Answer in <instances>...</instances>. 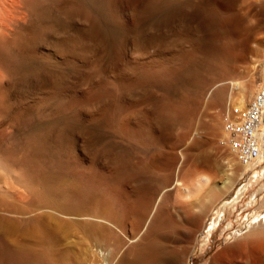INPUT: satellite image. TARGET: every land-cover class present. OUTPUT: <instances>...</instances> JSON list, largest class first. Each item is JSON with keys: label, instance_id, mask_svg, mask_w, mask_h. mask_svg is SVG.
<instances>
[{"label": "bare ground", "instance_id": "6f19581e", "mask_svg": "<svg viewBox=\"0 0 264 264\" xmlns=\"http://www.w3.org/2000/svg\"><path fill=\"white\" fill-rule=\"evenodd\" d=\"M34 1L37 2L42 0ZM179 1L180 0H142L145 7L150 10L145 19L155 15H149L152 13H156L159 18H165L163 20H153V23L147 27H144L145 24L142 22L144 24L142 31L140 32L138 30L145 39L155 38L152 46L153 50L149 51L148 48L146 52L139 50L129 54L127 52L128 47L125 48L123 44L124 49L122 52L120 51L121 56H118L117 59L113 58L114 60L106 66V70L101 69L102 66L99 65L98 60L93 66L90 64L91 57L98 53V49H96L97 52L95 51L94 54L95 47L92 49L93 44L89 46L86 43L81 45L74 43L72 46L69 45L67 47V51H62V48L59 51V55L63 62L68 63V57H70L72 58L70 62L74 60L77 61L74 68L78 70H81L80 68L88 69V72L93 71L94 74L91 76L90 73L91 77L81 82L76 79L75 81L68 82L69 87L65 89L68 96L67 100H60V91L51 89L43 91L36 100L30 103L29 100V102L27 101V97L18 94L17 87L25 89L26 91L28 87L33 85L34 80L37 81V79L32 80L33 75L29 72V64L25 72L18 78V76L14 74L17 72V69L16 72L13 71V65L10 64L1 43L3 42L7 45L8 43L6 42L10 40L11 43L15 44V42L12 41L19 38L18 36H22L23 40L21 39L22 43L17 53L21 51L26 54L25 57H29L33 52L32 38L36 23L35 18L37 17L31 8L30 4L32 2L30 3V0H0V264H61L63 262L65 255L61 252L52 251L48 243V239L51 236V231L45 221V214L48 210L60 212L65 217L79 221L78 225L81 227L89 244H92L94 240L106 243L109 236L108 225L110 223H114L117 229L124 223L129 225V231L124 232L123 235H119V233L115 232L112 243V256L118 255V257L116 261L111 264H182V262L186 260L189 252L187 248L181 246V231L183 229H192L194 232L198 233L203 227L204 216L208 213L204 207L209 200L208 198L211 197L214 192H218L221 194V196L219 195V197H221L220 199H223L233 190L234 183L233 181H229V173H226L225 170L224 172L227 174V177L221 179L224 173L220 175L223 171L220 170L221 165L219 167L217 165L216 158L218 156L216 158L214 157L216 160L214 158L213 160L210 156L197 157L194 150L199 151L200 148H197V146L194 148L192 146L193 153H187V157L181 164L178 165L176 156L167 160L166 164L170 165L171 168L175 166V169L173 170V168H170L171 171L159 174L162 180L167 179L164 184L166 187L160 194L158 193L159 195L157 194V198L153 201L152 207H150L151 199L143 197L144 199L140 200V202L137 200L139 203H135L129 193L130 191H127V189H125L126 187L123 188L121 186L123 184L119 185L118 183H112L110 179H113L115 175H117L116 172L118 168L116 165H113V163H108V159L107 163L105 161L101 163V159H98V154L94 156L93 153L95 150V147L93 148V141L95 135H98L96 134L98 128H106L107 131L110 130V132L116 133L118 137L128 136L133 142L141 144L142 146H147L148 143L157 138L158 132L150 122L149 116L147 114H143L142 116L135 114L134 111H132L134 101L124 100L123 98L132 87L134 89L135 86L138 87L137 84L142 77L148 74L154 76L153 73H156L163 75L164 78L181 62V55H174L171 49L175 41L173 29H176V27L173 28L172 26L174 25L173 23L179 22L178 17L173 11ZM233 1L236 3L235 0ZM225 2H227V0ZM199 3L201 8H208L207 10H210L212 14L221 8V0H199ZM228 3L231 4L232 2ZM223 6L226 5L223 4ZM232 6L234 5L231 4V7ZM250 7L251 11L248 12L249 16H247L250 17V19L255 18L258 12H252L253 6L251 5ZM234 8H236V6ZM234 8L232 9L234 10ZM225 9L230 11L227 7ZM239 9L237 11H239ZM219 11L218 13L220 14L221 11ZM224 11L221 14L226 13ZM187 13L186 11V14ZM244 14L243 12V14L238 17L242 19V15L244 16ZM259 14H262L260 18L264 21V8ZM204 18H206L205 15L202 20ZM213 18L215 19L214 16ZM216 18L219 19L218 16ZM234 18L236 19V17ZM129 20H133V14H129ZM231 20H233V24L231 25L233 26L234 22L237 21L234 19ZM239 20L238 18V21ZM259 20L256 21V23L261 21ZM219 21L221 20L219 19ZM203 22V27H205L206 23L205 21ZM219 23L220 22H218V24ZM263 23L264 22H262V24ZM212 24H214L213 20ZM262 24L259 26L262 27ZM188 25L191 26L189 23ZM207 26L208 25H206V27ZM226 26L228 25L226 24ZM129 27L131 32L126 39L123 38L125 43H130L129 40L133 33L132 23ZM184 28L185 27L182 26L181 30L176 34L178 38L182 37L183 34L181 35L180 31ZM212 29H209L211 33L213 31ZM253 31L255 32L256 30ZM258 35L256 36L258 39L257 43L256 41L254 42V40L253 42L254 44L256 43L257 49L261 51L262 59H258L260 60L258 71H262L264 69V39H262L263 36L261 37V34L260 36ZM196 37L199 39L198 35ZM229 37L230 36H228V38ZM178 38L176 39L178 40ZM135 40L134 38V41ZM245 42L248 43L247 41ZM11 43H9V45ZM181 43L182 42H180V44ZM246 43L242 47L240 53L238 52V55L240 54L239 56H234L232 58L230 55H227L232 58V62L238 61L245 64L250 53H254V56H257L258 53H255L258 52L256 46L254 45V49L257 51ZM144 47L140 46L142 50ZM178 47L179 45H177V48ZM99 48H101V46H99ZM182 52L184 51L182 50ZM185 53H187V51ZM226 54L224 55L226 56ZM189 55L192 54L190 53ZM189 55L187 57H189ZM195 56L198 57L197 55ZM43 58L49 60L50 57L43 56ZM102 58L100 61H102ZM185 59L184 56V60ZM192 59L194 61V58ZM21 60L23 59L21 58ZM19 62L21 63V61ZM184 62H186V60ZM180 68L182 67L180 66ZM236 70L237 68L234 69L233 72ZM55 75H57L55 77L56 81H58V74ZM247 75L249 76L247 82L246 80L231 79L228 86L225 88L229 90L231 87L235 90L236 94V99H233L234 104L231 107L229 106L228 111L234 107L238 109L245 107V105H247V98L253 94L256 88L255 82L251 79L254 75L253 70ZM161 77L162 76H160V78ZM160 78L158 80H160ZM152 79L154 80V77ZM146 80H148V78H146L145 81ZM46 82L48 84V76H45L44 79L42 78V80L36 82V84L41 85ZM56 85H59V83ZM143 85L141 84V86ZM52 98L55 102L50 103L47 109V100ZM215 101L220 102L221 98L218 97ZM30 107H33L35 112L33 110V116L27 118V121L36 118V120H47L49 122L44 125V129H38L40 131H37L30 141V144L28 143V146L26 144H19L22 153L15 159L8 153V150L13 145H16L17 141L11 137H3L2 131L4 130V133L6 132L5 135H10L15 127L18 126L17 124L20 123V112ZM170 107L172 108V106ZM137 109H140V107ZM226 109H219L211 116L205 137L206 141L203 144H206L211 150H214L215 155H220L223 159L221 160L224 161L225 159V163L231 166L232 163H235V159L229 152L219 153L221 150L218 149L219 147L217 146L216 140L217 137L223 135L218 142L221 147H227L224 143L226 133L224 128V132H222L220 124V117L225 111L227 113ZM25 114L27 115V113ZM221 121L224 127V118ZM3 124H5V127L2 126ZM195 125H198V123ZM1 126L4 129H2ZM66 130L70 131L69 135L71 133L73 140L71 150H67L68 148L64 145V132ZM164 130L166 132V129ZM189 130H187L188 133L190 132ZM189 135L191 136V134ZM44 136L46 137L43 138ZM104 152L103 150V153ZM154 154H156V152H154ZM151 155H153V153H151ZM195 157L198 158L197 161L194 160ZM220 157H218V160ZM262 157L263 155L261 158ZM149 159L147 160L148 162H145L146 166H144L142 162V167H146L145 170L152 167V161H149ZM155 159H153V161ZM185 168H187V170ZM260 175L258 176V172L255 171L251 178H260ZM232 178L231 176V179ZM162 187L160 189H162ZM245 189L246 184L237 189L231 201L223 202L220 207V210L224 212L222 213L223 216H226L229 207L234 206L235 203L243 199L242 196ZM174 191L180 193L185 201L182 199V201H176L173 205L168 203ZM257 193L261 196L260 199L256 201L255 198H253V202H256L255 212L249 220L245 222V224L247 223L245 225L246 231L241 234H236L237 236H232L231 240H228L226 244L215 252L208 249V237L201 242V244H203V242L205 243L201 248H207L206 252L211 253L207 264H264V184L259 186ZM247 205H250V203ZM174 207L178 209V218L173 217L171 214V209ZM193 208L197 209L195 213L192 212ZM97 214L104 220L103 225L98 224L94 220ZM218 217L214 219L210 225L216 224L218 222L216 220L219 219ZM30 240L36 242L35 246L29 244ZM190 240V251H195L199 244L198 238L195 237V235H191ZM93 250L97 252V246L89 245L88 247H81V251L84 252Z\"/></svg>", "mask_w": 264, "mask_h": 264}, {"label": "rangeland", "instance_id": "374dc122", "mask_svg": "<svg viewBox=\"0 0 264 264\" xmlns=\"http://www.w3.org/2000/svg\"><path fill=\"white\" fill-rule=\"evenodd\" d=\"M225 1L226 0H221V8L219 9L221 13L225 10L224 11L226 12L224 13L225 15L221 13L219 14L218 13L219 10L217 12H213L214 14L213 15L212 13H210L211 12L210 10L209 11L207 10L208 8L206 7L201 8L199 0H180L176 4L173 11L174 14H176V16L178 17V21L180 22V24L179 22L173 23L174 25L172 27L173 28L176 27V29L178 28L177 30L171 28L173 29L174 31L173 33L175 34V41L173 42L172 45L173 48L171 49L174 55L177 54L181 55L182 57V60L180 62L181 64L179 63L178 64L179 67L176 66V68L172 69L171 70L172 72L170 71L168 76H165L164 78L163 75H159L156 73H153L154 76L152 75L150 76L148 74L142 77V79L137 84L138 87L135 86V89L132 87L131 89H133L134 91L131 89L128 90L130 92L127 91V94H125L123 98L124 100L134 101L132 111H134L135 114H137L138 116L147 114L149 116L150 122L154 125V127L158 132L157 138L152 142L148 143L147 146H142L141 144H137L133 142L128 136L118 137L116 133L110 132V130L107 131L106 128L104 129L98 128L96 130V134L98 135H95L93 141V148L95 147L94 148L95 150L93 152L94 156H97L96 154H98L99 156L98 159H101V163L104 161L107 163L109 160L108 163H113V165H116V167L118 168V170L116 169L117 175H115L113 179H110V181L112 183H118L119 185L123 184L121 186L123 188L126 187L125 189H127V191H130L129 193L135 203H139L140 200L144 199L143 197H145L151 199L150 207H152L153 205L152 203L157 198V194L158 193L160 194L166 187L164 184L166 183L167 179L162 180L159 177V174L160 173L163 174L164 172L171 171L170 165H167L166 162L173 156L177 157L178 165H179L183 162V160H185V158L188 155L187 153L190 154L193 153V148L191 147L193 146L195 148L197 146V148H200L199 151L194 150V153L196 154L197 157L210 156L212 159L214 157L216 158L217 156L220 157V155H215L214 150H211L206 144L203 143H205L206 141L205 137L208 131V123L210 121L211 116L214 113H216L219 109L222 108L226 109V107H227L226 110L228 112L229 106L231 107L234 104L233 99H236L235 90L232 89L231 87L229 88V90L225 88L228 86L231 79H239L243 81L246 80L247 82L249 80L248 78L249 76L247 74L253 70L254 75L251 79L255 82L256 88L253 94H251V96L247 98L246 103L248 104L256 94V91L258 89V84L262 80H264V69L262 71H258L259 62L262 59V56H261V51L257 49V45H256L258 40L256 36L258 34H259L258 36H260L261 34V37L263 36L262 39H264V34H263L264 23L262 24V22L264 21H262L263 19L260 18L262 17L261 16L262 14H259L261 13V10H263L264 8V0H255V1L235 0L236 3L233 0L230 1L227 0V2ZM31 2L32 3L34 2L33 6ZM35 2L36 1L34 0H30L31 8L33 9L35 16L37 17L35 18L36 21L34 20L36 23L33 33L34 35L32 38L33 41L32 54H30L29 57H25L26 55L25 53L21 51H20L21 55L20 53H17L19 52L18 48L21 46L23 40L22 36L21 37L18 36L20 39L16 38L15 41H12L15 42V44L11 43L10 40L6 42L8 43L7 45H5L3 42L1 43V46L3 47L4 52L6 53L10 64L13 65V71L16 72L17 69V72L16 73L13 72V73L19 78L25 72V69L29 64L28 65L29 72H31V74L33 75L32 80L37 79V81L34 80L32 86L28 87L29 89L27 88L28 92L27 90L25 91V89H21L20 87H17V92H19L18 94H20L23 97H27V101L29 100L30 103L36 100L43 93V91L45 90L47 91L51 89L60 91L59 92V94L61 93V97H59L60 100L62 99L67 100L68 96L65 89L69 87L68 82L73 80L75 81V79L81 82L82 80L84 81L88 77H91L94 74L93 71L88 72V69L80 68L81 70H78L74 68V65L77 64V61L74 60L70 62L72 60V58L70 57H68L69 59L68 63L63 62L61 56L59 55L60 54L59 51L62 48H63L62 51L63 50L67 51L68 49L67 47L69 45L72 46L74 43L75 44L77 43L78 45L86 43L89 46L93 44L92 49L95 47L94 54L96 49H98L97 50L98 53H96L94 56L91 57L90 64L93 66V64L98 60L99 65L103 67V68L101 67V69L106 70L107 68L106 66L108 65V63L114 60L113 58L117 59L118 56H121V52L124 49V47L129 48V49L127 48V52L129 54H132L133 52L139 50L146 52L148 51V48L149 51H152L153 50L152 46L155 38L145 39V37L141 36V33H139V31L140 32L142 31L144 24H145L144 27H147L151 23H153V20L155 21V20L165 19V18L163 19L159 18V16L156 15V13L149 14V15L155 14L154 16L150 17L151 19L150 18L145 19L146 15L150 12V10L145 7V5L142 3V0H42V1H37L36 3ZM228 2H232L231 4H233L234 6L231 7V4ZM223 4L226 6H223ZM251 5L253 6L252 12L254 13L258 12V15H260V16L256 15L257 18L256 17L251 18L252 20L250 19V17H248L249 16L248 12L251 11L250 9ZM235 6L236 8H234ZM240 6L242 9L240 8ZM226 7L227 9L229 8L230 11L226 10L225 9ZM232 8H234V10ZM238 9L239 11H237ZM186 11L188 12L187 14ZM233 11L235 12V14ZM243 12L245 14L244 16L242 15V19H241L238 16H241ZM129 14H133L132 21L129 20ZM216 14L221 21H219V19L216 18L217 17ZM204 15L206 16V18L202 20ZM213 16L215 17V19L213 18ZM234 17H236V19ZM258 17L262 22L258 19ZM238 18L240 19L239 21ZM231 19H234L238 23L234 22V25L231 26L233 24V20ZM145 20L147 23L145 22ZM212 20L214 24H212ZM255 20L256 21L259 20L261 23L260 22L256 23ZM203 21H205L206 23L205 27L206 25H208L206 28L203 27L204 26ZM142 22H144V24ZM218 22H220L221 24L220 23L218 24ZM131 23L133 27V33L131 35V39L129 40L130 43L129 42L125 43L124 39H126V37L129 36L131 32V29L129 27ZM188 23L191 24V26L188 25ZM195 24L197 25V27ZM226 24L229 27L226 26ZM260 24H262V27L259 26ZM182 26L185 28L182 31H180V33L181 35L183 34L184 36L182 35L183 38L182 37L178 38L176 34L179 32V30H181ZM233 27L235 28V31ZM256 28L258 29V31L259 30L260 31L258 32ZM209 29L213 30L212 33L209 31ZM253 30L256 31L254 32ZM197 35L199 39L196 37ZM228 36H230L231 38L230 37L228 38ZM134 38L136 39L135 41ZM176 38H178L179 41ZM253 40L254 42L256 41L255 44ZM245 41H247L248 43H246ZM180 42L182 43L180 44ZM244 42L250 45L251 47H253V49L256 46L258 52L255 53L256 54L258 53L257 56L255 55L256 56L255 57L254 53L253 54L250 53L248 55V60L245 64L238 61L232 62V58L234 56L240 55V54L238 55V52L240 53V51L242 50V47L245 45ZM9 43L11 44L9 45ZM123 44L125 45L124 47ZM128 45H130L131 47ZM177 45H179L178 48ZM99 46H101V48H99ZM140 46L143 47L145 46V47L142 50ZM182 50L184 52H182ZM186 51L187 53H185ZM189 52L192 55H189L190 54ZM224 54H226V56ZM188 55L189 57H187ZM195 55H197L198 57H196ZM222 55L225 57H223ZM227 55H230V57L232 58H230ZM43 56H49L50 61L43 58ZM184 56L186 58L185 59L186 62H184L185 61ZM21 58L24 61L21 60ZM101 58L102 61H100ZM192 58H194V61ZM18 60L21 61V63ZM180 66L182 68H180ZM236 68L237 70L233 72V70ZM55 74H58V81H56L55 76L57 75ZM44 75L46 77L48 76V84L47 82L41 85L36 84V82H39L40 80H42V78L44 79L45 77ZM59 76L61 79L59 78ZM160 76L162 77L160 78ZM153 77L154 80L152 79ZM158 77L160 78V80H158L159 79ZM146 78H148V80H146L147 82L145 81ZM58 83L59 85H56ZM141 84L142 85L144 84L145 86L144 85L141 86ZM218 97L221 98L220 102L215 101ZM47 101L48 102L46 104L47 106L46 108L48 109L49 104L55 102V100L52 98ZM177 102L180 104H178ZM170 106H172V108ZM139 107L140 109H137ZM33 110L34 108L30 107V108H25L20 112V117H19L20 123L17 124L18 126L15 127V129L10 135H5L6 132L4 133V130L2 131L3 137L5 138L11 137L15 141H17V144L13 145L8 150V153L15 159H17L18 158L17 156H19L20 153H22L19 144H26L28 146L34 135L37 133V131H40L41 128L44 129L45 128L44 125L49 122L47 120L44 121H40L38 119L36 120V118H33L31 121L30 120L27 121V118L33 116V113L35 112V110L34 112ZM25 113H27V115ZM225 114L226 111L220 117L222 132L224 131L221 120H223ZM152 116H153V120H152ZM199 122L202 124H200ZM197 123L198 125H195ZM4 125L5 124H3L2 126L5 127ZM2 126L1 128L4 129ZM163 128L166 129V132ZM187 130H189L190 132L188 133ZM69 132H70L69 130H66L64 132V145L66 148H68L67 150H71L73 146V140L71 137V133L69 135ZM189 134H191V136ZM222 136L223 135L217 137L216 139L218 144L217 146L219 147L218 149L221 150L219 153L229 152L235 159V163H232V165L230 166L227 163H225L226 162L225 159L224 161H222L223 159L221 157L219 158V160L218 157L216 158L217 160L215 158L214 159L217 161L218 167L221 165L220 170L223 172H221L220 175L224 173L221 179L227 177L226 173H229L228 174V178L230 177L229 181L231 182L233 181L234 183L233 190L223 199H220L221 197H219V195L221 196V194H219L218 192H214L213 195L208 198L209 200L208 202H206L204 206L208 213H206V216H204L203 227L198 231V233L194 232L192 229H188V230L183 229L181 231L180 234L182 235L181 246L187 248L189 252L188 257L186 258L185 261L182 262V264H207L209 262L211 253L206 252L207 248L206 249L201 248L203 245H205L204 242L203 244H201V242L204 241V239H206L207 237H208V241H207L208 249L212 250V252H215L221 246L226 244L228 240H231L232 236L236 234H241L242 232L246 231L247 229L245 225L247 223L245 224V222H247L249 218L252 216V214L255 212L256 202H253L254 200L253 198H255L256 201L259 200L261 196L260 194L257 193V190L259 186L264 184V155L254 165L243 166L237 160L236 156L229 150V148L227 147L223 148L219 145L218 140ZM45 137L46 136H44L43 138ZM103 150L105 151L104 153ZM154 152H156V154H154ZM151 153H153V155H151ZM197 157H195L194 159L195 161L198 160ZM147 158L148 159L150 158L149 161H152V167L147 168L145 170L146 167L144 168V166H146L145 162H148ZM153 159L155 160L153 161ZM142 162L144 163L143 167H142L143 164ZM174 167H172L173 170L175 169ZM185 169L187 170V168ZM224 170L226 171V173L224 172ZM255 171L258 172V176L261 174L260 178L259 177L251 178V176H253ZM156 173L158 174V176ZM229 175H231L233 178L231 179V176ZM245 184H246V189L244 190V194L242 196L243 199L238 203H235L234 206L229 207L226 216H223L222 213L224 212L220 210V207L223 204V202L231 201L232 198L235 196L237 189ZM161 187L162 189H160ZM182 199L183 201H185L184 197L181 196L180 193L178 192L176 193V191H174L171 194L168 203L173 205L174 203H176V201H182ZM248 203H250V205H247ZM196 210L197 209L193 208L192 212L195 213ZM171 214L173 217L178 218L179 217L178 209H176L175 207L171 209ZM217 217L219 218L218 220H216L218 222L216 224L210 225V223L213 222V220L216 219ZM94 220L98 224H102V225L104 224V220L99 216V214L96 215V218ZM45 221L48 224L49 230L51 231V236L48 239V243L51 247V250L55 252H61L65 255L64 260L61 264L114 263L118 257V255H115L114 257L112 256L113 253L112 243L114 240L115 232L119 233V235H123L124 232H128L130 229L129 225H126L125 223L121 227L119 225L120 228L118 229L114 225V223H110L108 225L109 236L107 242L103 243L99 240L98 241L94 240L92 244H89L87 242V238L85 237V235L81 230V227L78 225L79 221L65 217L60 212H56L54 210H48L46 212ZM191 235H195V237L198 238L199 244L197 245L195 251H190ZM29 244L35 246L36 242L34 240H30ZM89 245L97 246L98 251L96 252V250H93L95 253L93 251L90 252L87 251L88 253L81 251V247H88Z\"/></svg>", "mask_w": 264, "mask_h": 264}, {"label": "built area", "instance_id": "2783aa9c", "mask_svg": "<svg viewBox=\"0 0 264 264\" xmlns=\"http://www.w3.org/2000/svg\"><path fill=\"white\" fill-rule=\"evenodd\" d=\"M264 80L243 108L224 115L225 145L243 166L254 165L264 155Z\"/></svg>", "mask_w": 264, "mask_h": 264}]
</instances>
